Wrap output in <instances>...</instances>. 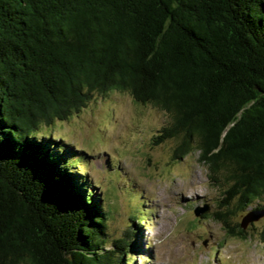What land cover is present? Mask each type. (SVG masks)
<instances>
[{"label":"trees","instance_id":"16d2710c","mask_svg":"<svg viewBox=\"0 0 264 264\" xmlns=\"http://www.w3.org/2000/svg\"><path fill=\"white\" fill-rule=\"evenodd\" d=\"M112 90L169 115L153 143L198 153L226 185L212 217L246 237L228 217L264 208V0H0V264L127 263L75 154L36 134Z\"/></svg>","mask_w":264,"mask_h":264},{"label":"rangeland","instance_id":"374dc122","mask_svg":"<svg viewBox=\"0 0 264 264\" xmlns=\"http://www.w3.org/2000/svg\"><path fill=\"white\" fill-rule=\"evenodd\" d=\"M169 121L158 107L112 90L93 94L79 112L39 126L36 134L75 154L73 170L90 182L106 212L104 247L114 248L113 240L129 233L126 264H264V216L244 229V238L226 231L212 217L226 185L208 177L197 152L173 159L175 139L153 143ZM205 205V216L194 214ZM245 212L230 214L233 229Z\"/></svg>","mask_w":264,"mask_h":264},{"label":"water","instance_id":"95a60500","mask_svg":"<svg viewBox=\"0 0 264 264\" xmlns=\"http://www.w3.org/2000/svg\"><path fill=\"white\" fill-rule=\"evenodd\" d=\"M209 207L205 206H195L193 212L195 215H200L201 213L208 212ZM264 216V208L258 210H250L245 215L242 216L240 225L245 228L249 222L260 219Z\"/></svg>","mask_w":264,"mask_h":264}]
</instances>
